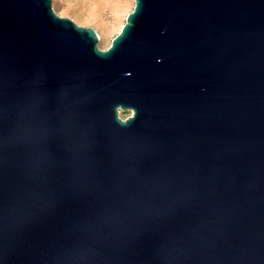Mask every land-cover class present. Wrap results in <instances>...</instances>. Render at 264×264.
<instances>
[{"label":"water","instance_id":"95a60500","mask_svg":"<svg viewBox=\"0 0 264 264\" xmlns=\"http://www.w3.org/2000/svg\"><path fill=\"white\" fill-rule=\"evenodd\" d=\"M134 2L0 0V264H264V0Z\"/></svg>","mask_w":264,"mask_h":264},{"label":"rangeland","instance_id":"374dc122","mask_svg":"<svg viewBox=\"0 0 264 264\" xmlns=\"http://www.w3.org/2000/svg\"><path fill=\"white\" fill-rule=\"evenodd\" d=\"M134 6V0H53L52 3L58 17L68 18L79 27L93 29L99 37L98 47L102 51L111 46ZM131 114L120 112L119 117L126 120Z\"/></svg>","mask_w":264,"mask_h":264},{"label":"built area","instance_id":"2783aa9c","mask_svg":"<svg viewBox=\"0 0 264 264\" xmlns=\"http://www.w3.org/2000/svg\"><path fill=\"white\" fill-rule=\"evenodd\" d=\"M53 1V0H52Z\"/></svg>","mask_w":264,"mask_h":264}]
</instances>
